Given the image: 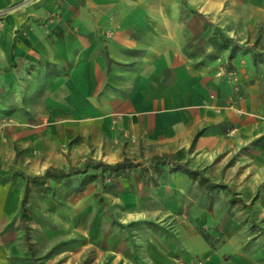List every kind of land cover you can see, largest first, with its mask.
I'll list each match as a JSON object with an SVG mask.
<instances>
[{
	"label": "rangeland",
	"instance_id": "obj_1",
	"mask_svg": "<svg viewBox=\"0 0 264 264\" xmlns=\"http://www.w3.org/2000/svg\"><path fill=\"white\" fill-rule=\"evenodd\" d=\"M17 14L13 0L0 21ZM192 15L197 30L202 23ZM52 66L0 67V264H264V119L237 109L246 98L240 79L229 78L228 108L247 127L231 131L216 158H177L155 155L117 122L107 133L95 120L64 121L49 104L63 94L49 89ZM12 68L8 83L2 75ZM47 118L55 124L45 125ZM176 167L201 172L219 188ZM50 169L61 174L46 176Z\"/></svg>",
	"mask_w": 264,
	"mask_h": 264
},
{
	"label": "crops",
	"instance_id": "obj_2",
	"mask_svg": "<svg viewBox=\"0 0 264 264\" xmlns=\"http://www.w3.org/2000/svg\"><path fill=\"white\" fill-rule=\"evenodd\" d=\"M12 3L0 0V14ZM194 12L192 20L213 24L239 46L252 49L260 39L256 52L240 49L232 57L231 46L209 60L185 51L196 24L187 14ZM47 15L52 21L32 24ZM2 18L0 67L53 65L49 89L63 94L49 104L64 121L95 120L107 133L117 122L155 155L216 158L231 131L247 127L248 119L228 108L231 77L246 94L237 109L264 119V57H255L264 54V0H19V15ZM14 72L4 71V80L13 82ZM249 79H256L250 88Z\"/></svg>",
	"mask_w": 264,
	"mask_h": 264
},
{
	"label": "trees",
	"instance_id": "obj_3",
	"mask_svg": "<svg viewBox=\"0 0 264 264\" xmlns=\"http://www.w3.org/2000/svg\"><path fill=\"white\" fill-rule=\"evenodd\" d=\"M183 6H187L186 3H183ZM193 15H195V12L192 13ZM198 22L202 23V27H212L213 28V33L212 35L209 37V39H207V41L204 40V38L202 37V35L204 34V29H200V31L194 30V34H193V38L187 41V44L185 46V51L188 50H192L194 55H198V54H202L204 56L207 57V59L209 60H214L218 58V53L222 52L223 50H227L229 49L231 46L233 48V52H232V57L234 56V53L237 50H246L247 53H251L253 52L252 49H247L246 47L243 46H239L233 39L228 38L227 36H225V34L222 32V30L216 26H214L213 24L200 19ZM208 47H212L215 52L214 53H210L207 54V49ZM216 53V54H215ZM258 55H255V57H257ZM203 65V63H199L198 66ZM89 164H86L85 167H88ZM96 167H101V168H110L111 170L114 171H119V170H127L126 169V164L125 163H121V164H117L116 166H109V165H105L103 163H99L97 164ZM181 171L182 173L186 174L187 176H189L192 180L195 181H199V183L202 186H206L209 190H215L217 188H219V185H213L210 183L209 179L206 178L205 176H203V174L201 172L198 171H192L191 169H187V168H182V167H176V169H172V172H178ZM58 174H61L60 171H58L57 173H54L53 170H48L46 172V176H51V177H58ZM69 176V175H67ZM201 234V236L203 237V239L211 244V237L205 232V231H200L199 232Z\"/></svg>",
	"mask_w": 264,
	"mask_h": 264
}]
</instances>
